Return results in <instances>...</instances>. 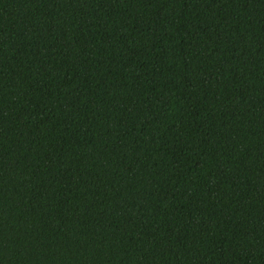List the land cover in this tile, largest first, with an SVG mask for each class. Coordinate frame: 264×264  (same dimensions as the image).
Segmentation results:
<instances>
[{
	"label": "trees",
	"instance_id": "obj_1",
	"mask_svg": "<svg viewBox=\"0 0 264 264\" xmlns=\"http://www.w3.org/2000/svg\"><path fill=\"white\" fill-rule=\"evenodd\" d=\"M0 264H264V0H0Z\"/></svg>",
	"mask_w": 264,
	"mask_h": 264
}]
</instances>
